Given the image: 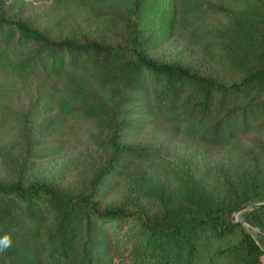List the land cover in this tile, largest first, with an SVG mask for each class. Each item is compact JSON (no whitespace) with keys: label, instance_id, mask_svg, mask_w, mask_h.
<instances>
[{"label":"trees","instance_id":"1","mask_svg":"<svg viewBox=\"0 0 264 264\" xmlns=\"http://www.w3.org/2000/svg\"><path fill=\"white\" fill-rule=\"evenodd\" d=\"M102 18L101 37L64 34L0 14V147L17 177H0V264H264V234L232 219L264 203V0H73ZM175 38L228 77L154 57ZM38 80L25 112L18 87ZM108 153L86 184L24 182L36 161L57 157L73 130ZM186 137L226 150L240 167L215 199L184 189L171 206L133 196L107 201L138 163L163 159L139 144ZM248 149V150H247ZM264 231V204L240 213Z\"/></svg>","mask_w":264,"mask_h":264},{"label":"rangeland","instance_id":"2","mask_svg":"<svg viewBox=\"0 0 264 264\" xmlns=\"http://www.w3.org/2000/svg\"><path fill=\"white\" fill-rule=\"evenodd\" d=\"M125 1L128 4L134 2ZM1 13L10 18H20L33 26L50 31L53 35L64 34L63 31L70 24L92 38H98L101 37L104 25L102 18L92 17L85 7L73 0H0ZM154 57L163 62L191 65L225 81L236 79L210 66L197 49L175 38L163 42L156 49ZM37 82L38 80L34 79L31 85L16 89L13 107L17 111H26L33 100V89ZM1 110L0 100V116ZM90 131V127H81L73 130L67 141L49 142L47 146L62 144L63 152L57 157L34 162L24 175V182L45 181L83 185L89 182L104 164L108 153L94 143L89 135ZM15 136L16 132L0 139V147L10 144ZM138 142L160 147L162 161L138 163L133 166L107 201L117 202L124 196L129 199L133 196L144 206L157 209L179 202L181 191L184 189L219 199L223 197L227 177L240 169L232 164L228 151L206 148L186 137L155 140L152 133L145 132ZM8 157V154L3 155L0 150V177L15 178L18 173H15ZM241 212L236 215V220L244 219L240 215ZM242 224L256 239L259 238L256 232L264 234L259 228ZM262 260L264 261V255Z\"/></svg>","mask_w":264,"mask_h":264},{"label":"water","instance_id":"3","mask_svg":"<svg viewBox=\"0 0 264 264\" xmlns=\"http://www.w3.org/2000/svg\"><path fill=\"white\" fill-rule=\"evenodd\" d=\"M262 204H264V203H256V204L245 205V206H243V207H241V208H239L238 210L235 211V213L232 215V219H233L235 222H237V223H245V224H248V225H250V226H252V227H255V225L249 223L246 219L236 220V215H237L239 212H241V211L248 210V209H250V208H254V207H257V206L262 205ZM255 228H257V227H255ZM261 231H262V230H261ZM263 232H264V231H263Z\"/></svg>","mask_w":264,"mask_h":264},{"label":"clouds","instance_id":"4","mask_svg":"<svg viewBox=\"0 0 264 264\" xmlns=\"http://www.w3.org/2000/svg\"><path fill=\"white\" fill-rule=\"evenodd\" d=\"M12 247V238L9 233L0 235V252H3Z\"/></svg>","mask_w":264,"mask_h":264}]
</instances>
